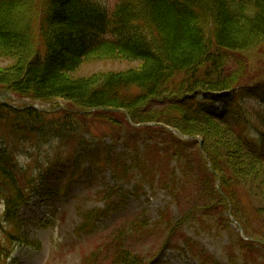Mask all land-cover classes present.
<instances>
[{"label":"trees","instance_id":"trees-1","mask_svg":"<svg viewBox=\"0 0 264 264\" xmlns=\"http://www.w3.org/2000/svg\"><path fill=\"white\" fill-rule=\"evenodd\" d=\"M96 1L90 6L77 0H0V52L16 58L0 73V92L47 104L62 100L70 107L50 113L1 100L0 118L8 116L27 129L47 127L61 133L70 130L60 123L74 122L79 114L107 123L113 120L110 116H121L117 122L123 131L162 138L158 159L168 158L182 176L175 180L172 171L163 189L176 193L186 184L196 189L187 217L225 222L223 209L229 202L231 215L241 224L239 210L250 232L264 241L263 225L255 228L248 221L260 216L259 209L247 213L233 182L237 175L212 137L218 127L236 133L238 146L263 162L243 130L249 127L264 139V110L231 126L213 107H206L216 96L264 82V61L263 77L245 79L249 70L244 55L254 49L264 55V0ZM100 56L140 64L107 73L94 84L89 78L69 77L83 60ZM202 134V140H195ZM191 147L199 157L196 173L187 152ZM146 162L141 154L131 161L142 177L150 174ZM26 174L16 172L8 150H0L3 216L14 225L15 213L31 191Z\"/></svg>","mask_w":264,"mask_h":264},{"label":"rangeland","instance_id":"rangeland-1","mask_svg":"<svg viewBox=\"0 0 264 264\" xmlns=\"http://www.w3.org/2000/svg\"><path fill=\"white\" fill-rule=\"evenodd\" d=\"M77 1L90 6L97 2ZM244 55L249 70L245 79L263 77L264 55L257 49ZM114 57L87 58L69 77L89 78L94 84L107 73L140 64ZM15 61V56L0 52V73ZM263 83L216 96L206 107H213L231 126L241 125L253 111L264 110ZM10 105L50 113L70 109L62 100L47 104L20 95ZM110 117L107 123L79 114L74 122L60 123L70 130L61 133L47 127L27 129L8 116L0 118V150H8L16 172L25 170L31 180L15 225L4 218L0 199V258L5 259L0 264H86L87 259H94L88 264H264V241L250 232L239 210L242 225L231 215L229 202L223 209L225 222L187 217L196 189L187 184L176 193L162 188L172 171L173 179L182 176L168 158L158 159L160 135L129 134L117 122L121 116ZM224 130H213L214 142L237 175L233 182L247 213L259 209L260 216L248 221L255 228L264 227V161L250 158L235 140L240 136ZM243 131L263 153L264 139L249 127ZM202 138L197 135L195 140ZM187 152L196 173V148ZM139 154L147 160L150 174L145 177L131 163Z\"/></svg>","mask_w":264,"mask_h":264}]
</instances>
